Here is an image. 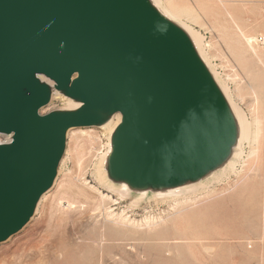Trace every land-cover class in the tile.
I'll list each match as a JSON object with an SVG mask.
<instances>
[{
  "label": "water",
  "instance_id": "water-1",
  "mask_svg": "<svg viewBox=\"0 0 264 264\" xmlns=\"http://www.w3.org/2000/svg\"><path fill=\"white\" fill-rule=\"evenodd\" d=\"M147 15L140 0H0V133L13 137L0 143V237L49 185L46 159L67 127L92 120L39 114L49 90L34 73L56 86L77 74L69 89L84 107L109 100L128 111L115 158L122 173L181 172L202 155L182 160L190 147L217 142L225 109L181 35Z\"/></svg>",
  "mask_w": 264,
  "mask_h": 264
},
{
  "label": "rangeland",
  "instance_id": "rangeland-1",
  "mask_svg": "<svg viewBox=\"0 0 264 264\" xmlns=\"http://www.w3.org/2000/svg\"><path fill=\"white\" fill-rule=\"evenodd\" d=\"M161 1L199 34L211 69L244 114L249 135L240 155L195 192L121 193L114 169V188L96 172L109 142L102 124L72 127L36 212L0 240V264H264V0ZM48 93L41 115L65 104Z\"/></svg>",
  "mask_w": 264,
  "mask_h": 264
},
{
  "label": "bare ground",
  "instance_id": "bare-ground-1",
  "mask_svg": "<svg viewBox=\"0 0 264 264\" xmlns=\"http://www.w3.org/2000/svg\"><path fill=\"white\" fill-rule=\"evenodd\" d=\"M140 2L145 12L148 14V18L152 22L173 30L181 35L184 43L188 47L191 57L202 70L209 84H211L213 91L221 103L223 111L225 109L226 112L223 116L224 120H220L219 123V131H217L215 137L217 142L213 145L212 140H210L209 143L203 144L201 147L194 145L190 147L191 151L186 153V157L182 158V160L192 158L197 149L200 148L202 155L198 158H192V161L194 159H196L194 161H197L194 167L189 169L185 168L184 170H181V172L176 171L173 173H171L172 170L168 168L153 173L150 177L133 176L122 173L118 170V164L115 161V158H117L119 141L118 139L113 140L114 138L112 139V136H115L114 133H116L118 129L122 127L121 124H123V122L125 123L127 120L129 115L128 111L122 109L120 113L114 114V111H116L115 108L118 105L109 100H101L99 101V104L94 107H84V95L81 93H74V91L69 89L73 81L76 79L77 74H71L65 84L60 86H56L54 84L56 83L55 80L43 72L34 73L31 82L45 86L53 96L64 98L65 104L59 111L52 112L54 116H71L76 114L81 116L88 115L92 117L90 125H93L96 122L102 124L101 126L104 131L109 134V142L106 144L108 145V149L100 155L96 172L98 178L105 181L110 187L114 186L113 183L109 181L111 170L114 169L117 180L120 183L119 188L118 186H115V188L117 187V190L121 193L129 191L130 189H138L141 191V194L145 193L147 189H152L157 195L172 196L195 192L200 187H207V183L219 176L221 177L226 171V168L232 166L233 160L241 151H239L240 141L245 138L247 139L249 135V125L244 114L233 104L232 101L229 100L227 91L220 85L221 82L216 77L217 75L215 72L211 69L208 59L202 52L201 46L203 43H201L202 40L199 34L180 19L178 15L179 12L176 13L172 11L173 9L164 5L161 0H140ZM117 112L119 111L117 110ZM75 126L80 127L84 125H69L63 133L60 148L55 151L50 158L46 159V163L51 170L50 176L52 177L49 185L44 187L33 201L19 207L21 214L24 215L23 218L11 229V231L3 234V236L0 237L1 240L6 239L11 234L21 229L23 225L29 221L28 219L36 212L41 198L44 196L45 192L51 188L53 180L57 175V167L55 166H57L56 162L61 160V157L65 152V147L67 146V134L69 133V130L72 127L75 128ZM213 136L210 137V139H212ZM8 138L9 139H7L5 143L13 141L11 135ZM220 160H223L222 165L217 164ZM215 164L217 165L215 166ZM133 173L140 174V171L135 170ZM112 177H114V175H112ZM100 179L99 181H101Z\"/></svg>",
  "mask_w": 264,
  "mask_h": 264
},
{
  "label": "built area",
  "instance_id": "built-area-1",
  "mask_svg": "<svg viewBox=\"0 0 264 264\" xmlns=\"http://www.w3.org/2000/svg\"><path fill=\"white\" fill-rule=\"evenodd\" d=\"M9 136L10 134L0 133V143H5Z\"/></svg>",
  "mask_w": 264,
  "mask_h": 264
}]
</instances>
